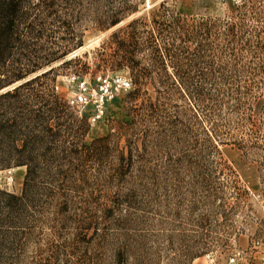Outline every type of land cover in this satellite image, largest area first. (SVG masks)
<instances>
[{
    "label": "rangeland",
    "instance_id": "374dc122",
    "mask_svg": "<svg viewBox=\"0 0 264 264\" xmlns=\"http://www.w3.org/2000/svg\"><path fill=\"white\" fill-rule=\"evenodd\" d=\"M162 1L142 0L119 25L88 30L69 55L88 53L71 65L83 74L57 78L89 130L70 145L80 153L56 163L70 173L64 182L52 180L65 199L54 198L42 217V236L51 243L42 264H110L115 252L117 264H208V255L226 264L235 250L242 251L239 264H264V0L166 4L187 30H199L177 45L200 56L189 68L214 73L210 100H189L158 82L136 91L127 68L104 62L116 47L111 33L134 18L140 36L154 29L167 36L166 25L151 22ZM95 62L103 67L95 71ZM119 76L131 86L120 87ZM97 138L105 147L94 157L89 146ZM131 149L132 171L124 177L122 156ZM24 174L0 172V185L19 193ZM130 190V203L112 211Z\"/></svg>",
    "mask_w": 264,
    "mask_h": 264
},
{
    "label": "trees",
    "instance_id": "16d2710c",
    "mask_svg": "<svg viewBox=\"0 0 264 264\" xmlns=\"http://www.w3.org/2000/svg\"><path fill=\"white\" fill-rule=\"evenodd\" d=\"M141 1L0 0V172L25 169L19 193L0 185V264H42L43 248L51 244L42 236V217L53 209L54 198L65 199L62 190L55 194L52 180L59 176L64 182L70 173L56 163L80 153L71 147L74 138L89 130L87 117H79L57 89L59 75L83 74L71 65L88 53L69 55L84 45L88 30L105 32L119 25L139 10ZM168 1L160 2L151 19L153 25L167 26V36L155 29L140 36V19L134 18L111 33L116 47L103 61L111 69L127 68L136 91L158 82L189 100H210L213 94L206 85L214 73L189 68L200 56L192 58L177 45L198 38L199 30H187L166 7ZM95 66L97 71L103 64ZM79 120L83 124L75 125ZM104 147L100 138L89 146L94 157ZM128 154L123 152L120 167L124 177L132 171V149ZM130 194L119 195L111 210L130 203ZM31 246L35 253L29 256ZM117 255L110 264H117Z\"/></svg>",
    "mask_w": 264,
    "mask_h": 264
},
{
    "label": "built area",
    "instance_id": "2783aa9c",
    "mask_svg": "<svg viewBox=\"0 0 264 264\" xmlns=\"http://www.w3.org/2000/svg\"><path fill=\"white\" fill-rule=\"evenodd\" d=\"M118 85L120 87H129L131 86V81L123 76H119L117 78ZM103 90L106 94H109L111 92V87H109L107 80H104L103 84ZM103 101V100H102ZM242 257V251L241 250H235L228 256V260L226 264H239L240 258ZM208 264H219L217 262V258L213 255H208Z\"/></svg>",
    "mask_w": 264,
    "mask_h": 264
},
{
    "label": "water",
    "instance_id": "95a60500",
    "mask_svg": "<svg viewBox=\"0 0 264 264\" xmlns=\"http://www.w3.org/2000/svg\"><path fill=\"white\" fill-rule=\"evenodd\" d=\"M76 51H78V50H76ZM76 51H75V52H76Z\"/></svg>",
    "mask_w": 264,
    "mask_h": 264
},
{
    "label": "bare ground",
    "instance_id": "6f19581e",
    "mask_svg": "<svg viewBox=\"0 0 264 264\" xmlns=\"http://www.w3.org/2000/svg\"><path fill=\"white\" fill-rule=\"evenodd\" d=\"M75 54V53H74ZM73 55V54H72Z\"/></svg>",
    "mask_w": 264,
    "mask_h": 264
}]
</instances>
